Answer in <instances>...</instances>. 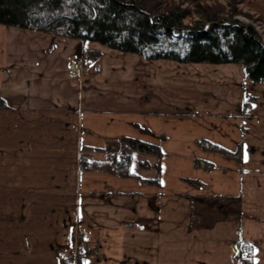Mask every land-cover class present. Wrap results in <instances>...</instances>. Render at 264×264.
<instances>
[{
  "label": "crops",
  "instance_id": "0c3cea01",
  "mask_svg": "<svg viewBox=\"0 0 264 264\" xmlns=\"http://www.w3.org/2000/svg\"><path fill=\"white\" fill-rule=\"evenodd\" d=\"M246 1L264 19V0ZM86 46L102 54L83 73L80 41L0 24V264L77 248L84 264H264V82L240 63ZM122 136L160 145V184L81 169V153L104 160ZM201 139L240 144V158Z\"/></svg>",
  "mask_w": 264,
  "mask_h": 264
},
{
  "label": "trees",
  "instance_id": "16d2710c",
  "mask_svg": "<svg viewBox=\"0 0 264 264\" xmlns=\"http://www.w3.org/2000/svg\"><path fill=\"white\" fill-rule=\"evenodd\" d=\"M195 9L182 3L165 4L162 0H0V23L42 31L80 41L78 56L85 64L101 56L102 51L91 49L93 41L125 53H138L147 59H172L179 62L240 63L246 75L255 83L264 82V41L252 25H242L235 17L242 11V0H228L226 6H211L206 0H187ZM198 18L187 23L190 15ZM250 97L245 102L249 110ZM0 107H6L0 99ZM120 150L104 160L81 153V169L105 170L127 177L160 184L161 158L159 144L122 136ZM198 143L226 156L240 158L237 151L201 139ZM156 157L155 176L143 177L133 169L151 167L149 160L139 155ZM138 159V160H137ZM196 165L214 168L210 161L197 158ZM200 185L198 180H192ZM243 248L239 250V256ZM61 264H82L74 254L61 256Z\"/></svg>",
  "mask_w": 264,
  "mask_h": 264
},
{
  "label": "rangeland",
  "instance_id": "374dc122",
  "mask_svg": "<svg viewBox=\"0 0 264 264\" xmlns=\"http://www.w3.org/2000/svg\"><path fill=\"white\" fill-rule=\"evenodd\" d=\"M162 1H164L163 2L164 4L166 2H168V3L177 2V3H180V4L182 3V5L184 7L195 9L194 5L191 4L187 0H162ZM202 3L209 4L211 6H226V8H225L226 11L230 7V3H229L228 0H206V1L202 2ZM238 7L240 9H242V11L240 13H238L235 17L240 22V24H242V25H252L253 27H255L256 30L258 31V34H259L260 38L264 41V19H263L262 15L260 14V12L257 11L256 9H254L246 0L240 1L239 4H238ZM197 18H198V15H197V13L194 12L193 15H190L189 18L186 19V22L187 23H191V22L195 21ZM71 40H73V39H71ZM137 158L138 159H143V160H149L151 163H152V159H154V158L156 159V157H154L153 155H143V154L137 156ZM151 167H144V168L148 169V168H151ZM133 169L135 171H139L140 170V167H139V165L136 162L133 164ZM145 171L146 172L143 173L145 176H149V175H151L153 173V172L148 171V170H145ZM241 248H243V250L245 249L244 251L249 250V247H247V245H244ZM240 257H241V259L244 260L243 255H241Z\"/></svg>",
  "mask_w": 264,
  "mask_h": 264
},
{
  "label": "built area",
  "instance_id": "2783aa9c",
  "mask_svg": "<svg viewBox=\"0 0 264 264\" xmlns=\"http://www.w3.org/2000/svg\"><path fill=\"white\" fill-rule=\"evenodd\" d=\"M72 69L76 71H80L83 73H87L90 71V68L87 67L81 59H77L74 62L71 63ZM75 258L78 259L81 263H86L88 259V255L85 250L77 248L75 252ZM244 258L248 261H251L254 259V252L253 251H246L244 253Z\"/></svg>",
  "mask_w": 264,
  "mask_h": 264
},
{
  "label": "bare ground",
  "instance_id": "6f19581e",
  "mask_svg": "<svg viewBox=\"0 0 264 264\" xmlns=\"http://www.w3.org/2000/svg\"><path fill=\"white\" fill-rule=\"evenodd\" d=\"M248 22V21H247ZM137 164H138V162H137Z\"/></svg>",
  "mask_w": 264,
  "mask_h": 264
}]
</instances>
